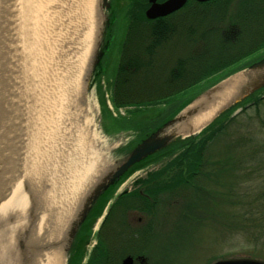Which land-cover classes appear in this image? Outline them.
I'll return each instance as SVG.
<instances>
[{"label": "rangeland", "instance_id": "374dc122", "mask_svg": "<svg viewBox=\"0 0 264 264\" xmlns=\"http://www.w3.org/2000/svg\"><path fill=\"white\" fill-rule=\"evenodd\" d=\"M56 1L58 3H55L53 7V10L54 8L56 9V13L54 12L55 17L53 24L54 31L59 35L60 49H74L82 39L85 30V26H82L80 22L82 21L81 12L78 11V6H76L74 0L71 2L69 0V5H66V2H64L65 0ZM98 1L99 0H95L94 2L95 26L91 50L88 54L86 67L85 70H83L79 82L78 93L76 92V94L80 95H76V98L73 97V95L69 97L68 104H66L69 113V121L65 123L67 124V139L70 138L69 140L75 144L74 146H76V148L81 142L86 141L91 147L96 148L99 151L101 159H105L104 166H107L113 164L114 161L125 157L129 150L139 142L138 139L143 132L140 133L136 130H123L109 135L106 134L103 129L104 110H107L109 114L119 120L131 119L129 115L130 109H116L112 103L113 82H111V80L116 73V68L113 70L114 66L110 68L108 73L103 70V79H101L102 72L100 71V68H98L96 79L92 78L88 89L85 86L84 79L87 64L91 58L96 32L102 22V18L97 10ZM140 1L149 4L148 0ZM140 1L137 0L136 3H139ZM129 2V0H111L110 8L105 13L110 21L107 28V34L103 39V43H105L104 50L112 48L113 61L117 58L124 41L127 19L123 17V14L131 5ZM244 2L256 4L257 7L247 10L248 16H246L247 12L244 9L245 7L230 9L228 10L229 15L226 16L227 18H238V20L245 25L242 32H240V35L243 36L241 39H247L250 37L251 33H255V40L244 42L239 52H244V49L248 47L250 48V46L258 42L264 34V0H244ZM7 4L8 2L6 0V9ZM10 4L14 6L15 0H10ZM196 8L197 7H189L186 11H183L181 16L175 17L174 21L180 18L184 19V14H187L191 9ZM249 13L254 14V16ZM13 14L16 15V11L13 12ZM3 15L6 16V18L4 17L5 26L4 24L3 26L5 32L3 31L2 35L3 40H5L4 43L7 46L5 48L6 54L4 55V58H7L8 63L10 61V56L13 54L15 57L14 65H17V68H14L12 63H9V65L6 64L5 59L2 56L1 63L4 64L5 62L6 72L1 76V91L3 90V92H6V108L9 111L11 118L5 121V127L0 139V205L9 199L11 190L15 187L17 179H19L22 189L29 199L27 211L23 214L26 217L28 216L27 222L29 221V223H22L17 230L22 233L25 228L29 226L31 221L30 218H32L30 216V211L34 207L31 206V195H35V198L37 199L36 205L39 206L38 214L40 216L43 210L47 207L46 198L41 194L42 191H46V188L43 186H41V189L37 188L32 184L30 178L23 175L25 177L24 179L22 176L25 172L23 162L27 153L28 142L22 135H24L23 131H28L26 130L25 123L27 120L26 115L28 113L27 101L33 100L34 94L32 93V87H30L29 80L26 76L24 58L22 56L19 61V55L15 52L16 49H14L15 46H11L13 44V41L11 40V34L13 31L12 27L14 26L15 28V19L7 14ZM217 16L218 15L212 18L211 21L207 23V26L212 21H216L215 19L218 18ZM188 25H191V27L197 32L193 34L189 32L184 33V30ZM205 29L206 26L202 25L201 22L193 20L184 22L183 27L179 29L178 33H175L176 35L172 37V41L168 43V46L160 50L162 62L164 63L167 59V61L169 60L173 65V62L177 61L179 58H184L183 60H185V63L182 64L181 68L185 72H191L187 77L189 80L197 79L199 78L198 76L210 72L209 70L217 65L216 62L212 64H202L200 66L198 64L202 63L203 58L208 59L209 55L212 53H221L225 41L218 37L216 30L208 33L207 30L204 32ZM186 37L192 41L195 38L206 40L208 46L204 47V51L200 53L198 57L186 56L184 55V51L190 49V45L188 47L184 46ZM9 46L11 47L9 48ZM9 51H11V54H8ZM226 58L229 59L232 58V56L228 55ZM198 61H200V63H198ZM11 66L13 70L11 69ZM177 66L178 72L173 71L174 75L179 73L181 76V69L179 68V65ZM236 71H221L219 74L212 77L213 79H206L198 85H195L187 91L175 96V100L170 102L171 107L175 104L174 115L201 92ZM151 73L152 74H146L148 78L144 83L159 88V85L166 82L168 76L167 72H160L159 70L153 72L152 70ZM106 74L108 76H106ZM3 77L6 79L5 83ZM258 94H261L264 98L263 92L257 93L253 98L258 96ZM184 96L188 97L185 98V100H179V98H183ZM101 98L103 100H101ZM169 107L168 104L160 103L159 105L150 108L148 112H143L140 115V118L146 120L160 117L158 118V121L161 122L163 119L161 112ZM239 108H242V106H237L232 109L233 115ZM171 110L172 109L170 108V111ZM234 127H239L241 133H249V138L256 139L254 144L259 148L258 159L247 163L245 162L244 164L246 168L249 169L247 170L249 178H247L245 182H242L245 183L244 189H246V187L248 188L247 197H253L258 193L260 187L264 186V101L260 103L258 107L254 106L253 108H250L248 113L240 118L239 122L236 123ZM221 149L222 143L220 140L212 145L211 155H213L214 160H217V155ZM17 155H20L23 160L18 162ZM257 162H261V164ZM163 163L164 162L161 161L159 164ZM253 167L255 171L252 170ZM213 172L214 175L212 178L207 177L201 181L202 188L206 190L205 193L199 194L189 192L187 197L185 196L186 198L184 201L181 199L182 197L174 200L167 199V203L161 204L160 209L153 214V217L148 214L142 215L144 220L143 225L148 224V221L151 223L152 220V229L148 238L150 243L148 245L141 244L140 246V255L146 258V264H214L218 260L228 258H253L264 261V239H256L237 227V224L241 223V221L238 222V220L243 213L242 208L239 206L234 207V205L228 203V201H230L229 196H227L229 188L227 185H223L219 180L218 169L215 168ZM126 179L125 181H127ZM133 180L134 177L128 179L123 186H120V190H124L125 188L132 190L134 187L132 184ZM30 185L31 187L33 186L31 188L32 194H30L28 190V186ZM119 185L120 183H118L117 187H119ZM236 193L237 195H233L232 199L238 198L241 191ZM56 195H58V200L55 201L53 205H55L58 210L52 208V211L62 213L61 211L69 206V201L66 200L64 194L60 192ZM252 208L254 211V207ZM246 210L245 207V212ZM112 216L113 217H111L107 223L108 229L117 226L119 222L116 214H113ZM14 218V216H11L12 222L17 221ZM134 218L137 220L138 216L135 215ZM21 219L23 220L24 217L22 216ZM3 224L4 221L1 220L0 227H2V229L4 228ZM140 227L141 226H139V228ZM112 233L113 236H115L116 229H112ZM15 239L16 237L14 240ZM91 240L90 245L97 241V239L93 237ZM114 244L115 246H118V241L116 240Z\"/></svg>", "mask_w": 264, "mask_h": 264}, {"label": "bare ground", "instance_id": "6f19581e", "mask_svg": "<svg viewBox=\"0 0 264 264\" xmlns=\"http://www.w3.org/2000/svg\"><path fill=\"white\" fill-rule=\"evenodd\" d=\"M7 2L9 5L7 4L5 12L15 19L11 46H15L19 61L22 56L24 58L26 76L34 94V99L27 101L28 113L25 123L28 131H23L22 135L28 141L23 162L25 172L22 176L30 178L37 188L41 189V186L46 188L41 194L46 198L47 207L35 221L30 218V223H34L31 246H39L41 251L42 248L51 249L43 255L41 253L36 263L65 264L66 258L59 246H56L63 240L78 199L104 169L105 164V159H101L99 151L86 141L82 140L83 142L76 148L70 138L67 139L66 131V123L69 121L66 104L71 95L73 97L80 95L76 92L78 93L79 82L94 37L95 0H74L78 11L81 12L80 22L85 26V30L78 45L74 49L66 50L60 49L59 35L54 31L56 9L53 10V7L58 3L56 0H15L14 6L10 4V0ZM64 2L69 5V0ZM15 11L16 15L13 14ZM9 52L8 54H11V51ZM14 60L12 54L8 65L12 63V66L17 68ZM242 79L243 75L238 74L218 86L212 98L218 97V100L224 102L218 103L216 107L212 106L210 111L196 118L193 123L195 133L215 117L218 109L227 101ZM22 160L23 158L17 155V161ZM32 187L28 186L30 194ZM58 192L64 194L65 199L69 201V206L61 209L62 213L52 211V208L58 210L53 205L58 200L56 195ZM10 194L9 199L0 205V221H4V228L0 227V264H12L17 261V239L14 238L22 234L17 231L20 225L29 223L28 216L23 215L27 211L29 199L19 179ZM31 198V206L34 207L32 209L36 208L38 211L35 195L32 194ZM11 216L17 221L12 222Z\"/></svg>", "mask_w": 264, "mask_h": 264}, {"label": "trees", "instance_id": "16d2710c", "mask_svg": "<svg viewBox=\"0 0 264 264\" xmlns=\"http://www.w3.org/2000/svg\"><path fill=\"white\" fill-rule=\"evenodd\" d=\"M129 1L131 5L123 14V17L127 19L122 45L124 58L121 61V67L115 74L117 78L112 87V103L116 109H130L131 119L119 120L104 110L103 129L109 135L123 130L143 132L138 139L140 141L162 122L174 115L175 104L171 107L170 102L175 100V96L187 91L195 83L219 74L225 69V65L218 63L215 70L198 76L197 82L179 74L180 77L178 75H173V77L178 80L182 77L180 82L166 86L159 85V88H155L154 85L150 86L144 83L148 78L146 74L131 70V68H136L135 60L154 48L161 50L168 46L172 37L176 35L175 33H178L179 29L183 27L185 18H188V21L201 22L207 28L217 24L212 21L207 26V23L216 15H218L217 17H226L229 12L228 9L204 5L191 9L190 12L184 14V19L180 18L174 21L175 17L181 16L183 11L188 9L186 7L167 17L149 20L145 15L149 4H139L136 3L137 0ZM185 32L193 34L197 31L188 25L187 29L184 30ZM207 32L211 31L207 30ZM124 67H129V70H125ZM260 92L264 93V90ZM262 99H264L263 96L258 94L255 98H251L241 105L243 110L239 114L233 115V110L229 111L221 115L199 135L178 142L147 159L152 162H164L159 170L149 173L145 190V193L150 195L154 201L152 204L153 214L160 209L161 204L167 203V199L174 200L182 197L181 199L184 201L189 192L205 193L206 190L202 188L201 181L207 177L212 178L213 170L217 168L219 180L229 188L227 196H229L230 201L228 203L234 207L242 208L243 213L238 220L241 223H238L237 227L256 239H264V186L260 187L258 193L253 197H247L248 188L246 187L247 190L244 189L245 183H243L249 178L247 173L249 169L244 164L258 159L259 148L254 144L256 139L249 138V133H241L239 127H234L239 119L248 113L250 108L258 107L264 101ZM160 103L168 104L169 108L172 109L163 116L161 122L158 121L160 117L146 120L140 118L143 112H148L150 108ZM219 140L222 143V149L217 155V160H214L211 149L212 145ZM257 163L261 164V162ZM252 170L255 171L254 167ZM238 191H241L240 196L232 199V196L237 195L236 192ZM149 207L151 208V203ZM252 207H254V211ZM73 264L78 263L75 260Z\"/></svg>", "mask_w": 264, "mask_h": 264}, {"label": "flooded vegetation", "instance_id": "af4514ba", "mask_svg": "<svg viewBox=\"0 0 264 264\" xmlns=\"http://www.w3.org/2000/svg\"><path fill=\"white\" fill-rule=\"evenodd\" d=\"M165 1L167 0H157L158 3H164ZM141 3L142 2L140 1L139 4ZM148 3V7H150V0H148ZM144 4L147 3L144 2ZM204 5L228 10L233 8L245 7L244 9L246 10V12L251 8L257 7L256 4L244 2V0H210L206 2L187 0L184 7H200ZM249 14L254 16V14ZM246 16H248V12L246 13ZM188 20V18L184 19L185 22H187ZM215 20L217 24L211 25L206 29L211 32L215 30L218 31V37L222 38L225 41L223 51H221V53L218 52L210 54L208 59L203 58L202 63L198 64L199 66L202 64H212L216 62L217 64L222 63L223 65H225V69L223 71H236L248 68L264 57V34L258 40V42L254 43V45H251L250 48L248 47L244 49V52H239L244 42L255 40V33H251L250 37L247 39H241V37L243 38V36L240 35V32H242V29H244L243 27L245 25L240 22L238 18L218 17ZM185 40L186 41L184 46L188 47L190 45V49H188V51L187 49L186 51H184V55L186 56L189 55L198 57L199 54L204 51V47L208 46L206 40L195 38L192 41L188 37H186ZM104 44L105 43H103L102 39V56L93 74V79H96L98 68H100V71L102 72L101 79H103V70L108 73L110 71V68H112L113 66V70H115L116 68L115 74H117L118 68L121 67V61L124 58V50L121 47L117 58H115V61H113L112 48L104 50ZM228 55L232 56V58L227 59L226 57ZM183 59L184 58H179L177 61L173 62V65L169 60L167 61V59L163 63L160 55V50L158 48H154L151 51L147 52L146 55H143L140 58L138 57L135 60L136 68H131V70L133 72L138 71L143 74H152V70L153 72L156 70H159L160 72H167V80L166 82L162 83V85L166 86L168 84L170 85L181 81L182 77L179 80L174 79L173 77V71L178 72L177 65H179V68L182 71V76L187 78L191 73L185 72L181 68L182 64L185 63V60ZM198 63H200V61H198ZM216 66L217 65H215L209 71L215 70ZM124 68L125 70H129V67ZM177 75L179 76V73H177ZM106 76L108 75L106 74ZM214 76L215 75L209 78H212ZM116 78L117 76L115 75L112 78L111 82L115 83ZM197 80L198 78L194 79L195 82H197ZM203 81H199L197 83L194 82L195 84L193 86L198 85ZM187 97L188 96H184L183 98H179V100H185V98ZM101 100L103 99L101 98ZM169 111L170 108L164 109L163 112H161V116L167 115ZM159 163L160 162L144 160L141 163L135 165L117 183L112 185L104 194H102L97 199V201L93 203L87 215V218L80 226L73 241L70 253V264H73L75 260L78 264H123L124 260L128 257L132 258V264L147 263L146 258L140 255V246L141 244L148 245L150 243L148 238L150 236L149 233L152 229V220L151 223L148 221V224L143 225L144 220L142 218V215L148 214L153 217L154 210L152 209V204H154V201L152 200L150 195L145 193V190L147 187V182L149 180L148 174L159 170L161 168V164ZM132 177H134V180L132 182V184L134 185L133 189L129 190L125 188L124 190H120V186H123L128 181V179ZM125 179L127 181H125ZM118 183H120L119 187H117ZM150 203L151 208L149 207ZM112 212L113 214H116L118 216L119 222L117 226H113L108 229L107 223L108 220L113 217ZM135 215L138 216L137 220H135L134 218ZM139 226H141V229L139 228ZM112 229H116L115 236H113ZM92 237L96 238L97 241L93 242L90 245ZM115 238L118 241V246H115L114 244L116 241Z\"/></svg>", "mask_w": 264, "mask_h": 264}, {"label": "water", "instance_id": "95a60500", "mask_svg": "<svg viewBox=\"0 0 264 264\" xmlns=\"http://www.w3.org/2000/svg\"><path fill=\"white\" fill-rule=\"evenodd\" d=\"M111 0H99L97 10L101 16V26L98 28L95 35V43L91 58L87 64L85 75V86L88 89L93 74L100 62L102 56V39L107 34V28L109 25V18L105 14L110 8ZM187 0H167L164 3H158L157 0H150L151 6L146 10V18L149 20H155L158 18L167 17L179 10H181ZM200 2H206L210 0H197ZM6 0H0V139L5 127V121L9 120V111L6 108V97L2 88V74L6 72L5 62L7 58H4L5 40H3V31L5 32V19L6 16ZM4 24V26H3ZM104 54V53H103ZM5 59L4 64L1 63V58ZM238 74L243 75L241 82L235 87L232 94L228 97L227 101L218 109L215 117L198 132H194V121L196 118L204 115L213 107H216L218 103L224 102V100H218V97L212 95L218 89V86L224 81L230 79ZM5 83L6 79L3 77ZM264 90V57L258 62L252 64L250 67L237 70L235 73L225 77L221 81L216 82L205 91L201 92L195 98H193L185 107L178 111L175 115L167 119L158 128H155L152 132L147 134L141 139L126 155L120 160H116L113 164L104 166V169L98 174L97 177L91 182L82 197L78 199L76 207L73 209L72 217L69 220V224L64 233L63 240L60 242L59 248L62 254L66 258L65 264H69L71 247L73 241L77 235V232L82 223L87 218V215L91 209V206L97 199L104 194L112 185L117 183L130 169L135 165L147 160L149 157L167 149L168 147L184 141L188 138L199 135L203 130L209 127L215 120L221 115L231 111L237 106H241L247 100L253 98L257 93ZM3 92V93H2ZM4 96V97H3ZM205 98L207 100H205ZM202 100V101H201ZM242 111L239 108L234 115H237ZM1 196V194H0ZM30 216L32 220H36L39 217L38 211L31 209ZM33 225L30 223L21 235L17 236V248L18 258L17 261L12 264H38L36 260L42 255L48 252L49 247L46 249L39 248V246H31L33 240ZM36 248V249H35ZM41 251V252H40ZM40 256V257H39ZM132 258L128 257L124 260L123 264H132ZM214 264H264L263 260L253 258H228L216 261Z\"/></svg>", "mask_w": 264, "mask_h": 264}]
</instances>
